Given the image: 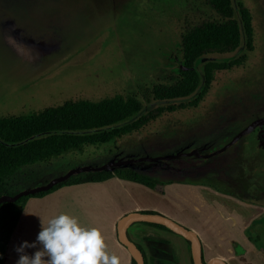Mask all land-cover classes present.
I'll return each instance as SVG.
<instances>
[{"label": "rangeland", "instance_id": "rangeland-1", "mask_svg": "<svg viewBox=\"0 0 264 264\" xmlns=\"http://www.w3.org/2000/svg\"><path fill=\"white\" fill-rule=\"evenodd\" d=\"M241 3L252 16L255 49L243 67L216 73L197 107L164 113L121 139L25 167L17 175L21 190L81 168L145 160L146 168L175 167L187 181L210 182L216 190H229L224 178L242 184L251 194L234 193L239 202L233 205L249 209L260 198L262 204L251 207L261 213L242 228L251 238L258 230L264 235L261 128L243 135L264 121V0ZM233 8L242 29L236 0ZM203 19H220L207 0H0V118L80 99L142 100L140 89L170 83L185 27ZM258 242L264 245V238Z\"/></svg>", "mask_w": 264, "mask_h": 264}, {"label": "trees", "instance_id": "trees-1", "mask_svg": "<svg viewBox=\"0 0 264 264\" xmlns=\"http://www.w3.org/2000/svg\"><path fill=\"white\" fill-rule=\"evenodd\" d=\"M236 1L242 29L234 20L233 0H207L220 19H203L185 27L177 48L175 75L168 79L169 84L140 89L142 100L133 95H116L96 102L80 99L29 116L0 118V198L13 197L22 191L17 175L25 167L82 151L85 146L121 139L164 113L197 107L211 90L215 74L243 67L248 53L255 49L251 13L241 0ZM202 59L208 61L196 67ZM175 102L181 103L171 106ZM261 128L264 130V125ZM260 140L264 145V133ZM114 177L148 187L162 184L136 170L116 168L75 175L47 192L2 203L0 264H5L8 246L30 199L43 198L63 187L99 183ZM146 224L168 231L159 224ZM261 234L253 240L264 238ZM132 264L137 263L133 260Z\"/></svg>", "mask_w": 264, "mask_h": 264}, {"label": "crops", "instance_id": "crops-1", "mask_svg": "<svg viewBox=\"0 0 264 264\" xmlns=\"http://www.w3.org/2000/svg\"><path fill=\"white\" fill-rule=\"evenodd\" d=\"M263 133L261 128L260 135ZM134 166L131 169L153 178L164 177V181L148 187L114 177L99 183L63 187L43 198L30 199L25 207L30 214L23 211L8 246L5 264H16L15 248L20 243L35 241L40 218L46 221L60 213L71 214L84 225L100 229L109 252L119 256L121 264H132L135 260L123 244L122 236L142 252L145 264H195L192 242L184 236L143 221L121 229L120 221L135 213L158 214L192 231L200 243L203 263L217 258L226 264H264V245L258 246L255 237H249L242 228L243 223L245 226L246 221L260 215V210L251 207L262 206L261 198L251 201L249 209H242L233 205L239 202L233 198L234 193L250 192L236 181L224 178L229 190L221 191L210 188V182L187 181L186 174L175 167ZM261 232L258 230L257 234ZM36 250L26 251L32 254Z\"/></svg>", "mask_w": 264, "mask_h": 264}, {"label": "clouds", "instance_id": "clouds-1", "mask_svg": "<svg viewBox=\"0 0 264 264\" xmlns=\"http://www.w3.org/2000/svg\"><path fill=\"white\" fill-rule=\"evenodd\" d=\"M24 213L30 214L25 208ZM27 249L37 250L28 254ZM15 251L16 264H121V258L109 252L100 229L86 226L68 213L54 215L46 221L40 218L35 241L25 240Z\"/></svg>", "mask_w": 264, "mask_h": 264}, {"label": "water", "instance_id": "water-1", "mask_svg": "<svg viewBox=\"0 0 264 264\" xmlns=\"http://www.w3.org/2000/svg\"><path fill=\"white\" fill-rule=\"evenodd\" d=\"M206 61H208V59L199 60L196 63V67L199 66L200 64L206 62ZM263 124H264V121L257 122L256 124H254L253 126L248 128L243 133V135L252 133L255 128L260 127ZM142 162H147V161H145V160L126 161V162H123L120 164L118 163V164H113V165H106V166L101 167L99 169L81 168L78 170H73V171L69 172L67 175H65V176L45 185V186L19 192L18 194H16L13 197L0 198V204H2V203H14L22 197H27V196L47 192L51 188H53L54 186L67 181L68 179H70L72 176H75V175H79L82 173H90V172H101V171L109 170V169L114 170L116 168L127 167L130 164H132V165L141 164ZM139 221L162 225V226L166 227L168 230H170V231H172L178 235L184 236L188 240H190L192 242V246H193L194 263L195 264H226L225 262H222V261L218 260L217 258L211 259L208 263H205V262L203 263L201 260L200 243H199L196 235L192 231L184 228L183 226L179 225L178 223H176V222H174V221H172V220H170L164 216H161L158 214H149V213L130 214V215H127L126 217H124L120 221L119 226L122 229V228L126 227L127 225H129L133 222H139ZM122 242L129 249V251L131 252L135 261L138 264H145L144 256H143L142 252L136 246H134L132 243H130L129 240H127L124 236H122Z\"/></svg>", "mask_w": 264, "mask_h": 264}, {"label": "flooded vegetation", "instance_id": "flooded-vegetation-1", "mask_svg": "<svg viewBox=\"0 0 264 264\" xmlns=\"http://www.w3.org/2000/svg\"><path fill=\"white\" fill-rule=\"evenodd\" d=\"M264 125V124H263ZM261 127V126H260ZM258 128V127H257ZM259 138H260V135H259Z\"/></svg>", "mask_w": 264, "mask_h": 264}]
</instances>
